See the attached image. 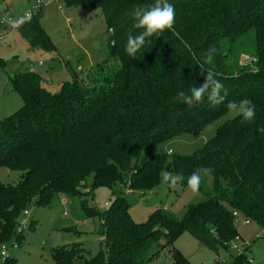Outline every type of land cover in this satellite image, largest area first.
I'll use <instances>...</instances> for the list:
<instances>
[{"label": "trees", "instance_id": "obj_1", "mask_svg": "<svg viewBox=\"0 0 264 264\" xmlns=\"http://www.w3.org/2000/svg\"><path fill=\"white\" fill-rule=\"evenodd\" d=\"M154 2L63 0L67 7L101 9L118 64L74 75L56 93L33 71L12 79L22 103L0 120V167L21 176L16 184L0 180V244L16 234L18 217L33 197L44 204L54 193H67L78 199L85 217H100L82 197L88 177L92 188L107 187L113 195L96 229L105 248L91 255L78 243L57 246L53 264H145L151 246L171 244L182 230L217 252L237 236L233 212L264 231V0H169L172 27L146 38L130 57L127 36L142 31L134 27V10ZM41 15L38 8L17 30L31 47L53 51ZM242 53L251 61L239 66ZM209 72L222 86L218 103L209 99L211 84L199 102L179 100L178 92L201 86ZM245 100L255 106L253 120L244 121L239 112L191 155L171 156L163 147L231 111L229 102ZM163 171L173 172L184 187L193 172L209 174L211 187L181 218L156 207L146 221L134 222L125 187L145 193L158 186ZM172 257L174 264H189L178 252ZM1 264H15L14 258Z\"/></svg>", "mask_w": 264, "mask_h": 264}, {"label": "rangeland", "instance_id": "obj_2", "mask_svg": "<svg viewBox=\"0 0 264 264\" xmlns=\"http://www.w3.org/2000/svg\"><path fill=\"white\" fill-rule=\"evenodd\" d=\"M7 6V22L39 8L42 12L40 23L55 50L31 47L16 28L0 39V120L21 106V98L12 83L19 72H36L42 85L56 93L61 84L74 75L86 77L94 75L99 67L106 70L118 64V58L110 55L108 30L100 8L67 7L62 0L43 5H39L37 0H12ZM2 8L5 7L0 2ZM250 61L249 55L242 53L238 65ZM103 69L99 74L104 72ZM239 112L237 107L214 119L198 133L186 132L164 141L163 147L171 150V156L191 155L215 134L224 121ZM166 173L167 180L164 179ZM20 176V171L0 167V180L4 183L16 184ZM174 177L173 172L163 171L158 186L145 193L125 187L129 216L134 222L146 221L156 207H163L181 218L190 204L204 200V192L211 187L209 174L201 176V186L195 192L182 186L177 177L175 184H170ZM91 186L92 178L88 177L80 187L84 193L82 197H85L87 206L103 216L113 200L112 192L107 187ZM26 209L29 212L27 227L5 244L6 252L14 258L15 264H53L51 250L57 246L68 247L78 243L91 255L105 248L104 236L96 232L101 215L85 217L76 197L54 193L44 204L33 197ZM23 218L21 213L16 229ZM234 225L237 236L227 244L219 245L217 252L199 244L189 232L182 230L171 244L158 249L151 246L145 264H174L173 252H178L189 264H264V231H260L254 222L245 223L242 215L235 218ZM15 241L18 242L17 247L13 248ZM236 256H243V261L234 263ZM2 261L0 257V264Z\"/></svg>", "mask_w": 264, "mask_h": 264}, {"label": "clouds", "instance_id": "obj_3", "mask_svg": "<svg viewBox=\"0 0 264 264\" xmlns=\"http://www.w3.org/2000/svg\"><path fill=\"white\" fill-rule=\"evenodd\" d=\"M135 17L134 27L142 29L138 35L133 38L130 34L127 36V41L125 44V52L133 57L135 54L144 46L146 38L152 37L153 35H159L163 30L170 29L174 22V9L169 0H155L153 4L145 7H138L133 13ZM23 22V18L11 21L10 25L12 28H17ZM211 55H208L206 60L211 61ZM209 84L212 85L210 100H214L217 91L222 87L216 80L212 78L211 73L205 77V82L199 86H192L186 93L180 91L177 93V97L183 103L191 105L193 102H199L201 98L206 94V89H208ZM221 100L223 97L220 98ZM217 102L218 101H215ZM247 105V106H246ZM239 107L240 115L244 121H251L254 119L256 112L255 106L251 105L249 101H241L239 105L229 102L227 108L233 110ZM164 179H168V174L166 173ZM176 177L170 181V184H175ZM201 176L199 172H193L187 178V186L195 192L200 185Z\"/></svg>", "mask_w": 264, "mask_h": 264}, {"label": "built area", "instance_id": "obj_4", "mask_svg": "<svg viewBox=\"0 0 264 264\" xmlns=\"http://www.w3.org/2000/svg\"><path fill=\"white\" fill-rule=\"evenodd\" d=\"M50 1H54V0H37V2L39 3V5H43V4H46ZM8 9H4V10H0V39L3 38L5 35H7L11 30L15 29V28H12L11 25H10V22L11 21H15L17 19H21L23 18V22L19 25V27L30 17H32L34 15V12L33 11H27L25 12L23 15L17 17L16 19H13V20H9L8 22L6 21V18L5 16H7L8 14ZM3 12V13H2ZM17 27V28H19ZM16 28V29H17ZM168 153H170L171 151L168 150L167 151ZM24 216V218L21 220V224L19 225L18 229H16V234H21L23 229H25L27 227L26 225V220L27 218L29 217V212L27 211V209H24L22 210L21 212ZM232 215L237 218V213L236 212H233ZM245 223H248V220L245 219ZM17 241L13 242L12 243V247L15 248L17 247ZM6 243H3V244H0V257L1 259L4 261L6 258L9 257V255L7 254L6 252V246H5ZM224 264H227V263H224Z\"/></svg>", "mask_w": 264, "mask_h": 264}, {"label": "crops", "instance_id": "obj_5", "mask_svg": "<svg viewBox=\"0 0 264 264\" xmlns=\"http://www.w3.org/2000/svg\"><path fill=\"white\" fill-rule=\"evenodd\" d=\"M10 1H12V0H0V2L1 3H3V7H5L4 9H8L7 7V5H8V3H10ZM62 2H63V0H62ZM3 8L2 9H0V10H4ZM19 32V31H18ZM20 33V32H19ZM39 48V47H38Z\"/></svg>", "mask_w": 264, "mask_h": 264}, {"label": "water", "instance_id": "obj_6", "mask_svg": "<svg viewBox=\"0 0 264 264\" xmlns=\"http://www.w3.org/2000/svg\"><path fill=\"white\" fill-rule=\"evenodd\" d=\"M107 36H108L109 43L112 44L113 43L112 30H108Z\"/></svg>", "mask_w": 264, "mask_h": 264}]
</instances>
